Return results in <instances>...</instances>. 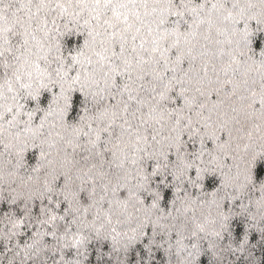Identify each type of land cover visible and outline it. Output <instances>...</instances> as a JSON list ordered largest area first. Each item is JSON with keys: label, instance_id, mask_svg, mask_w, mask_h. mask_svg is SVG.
Listing matches in <instances>:
<instances>
[{"label": "snow or ice", "instance_id": "6c2138e0", "mask_svg": "<svg viewBox=\"0 0 264 264\" xmlns=\"http://www.w3.org/2000/svg\"><path fill=\"white\" fill-rule=\"evenodd\" d=\"M0 264H264V0H0Z\"/></svg>", "mask_w": 264, "mask_h": 264}]
</instances>
